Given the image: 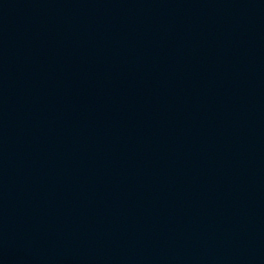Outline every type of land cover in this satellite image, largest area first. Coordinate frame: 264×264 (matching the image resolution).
Here are the masks:
<instances>
[{
    "label": "water",
    "instance_id": "1",
    "mask_svg": "<svg viewBox=\"0 0 264 264\" xmlns=\"http://www.w3.org/2000/svg\"><path fill=\"white\" fill-rule=\"evenodd\" d=\"M0 264H264V0H0Z\"/></svg>",
    "mask_w": 264,
    "mask_h": 264
}]
</instances>
